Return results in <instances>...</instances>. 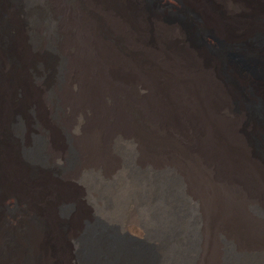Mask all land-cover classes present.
Returning a JSON list of instances; mask_svg holds the SVG:
<instances>
[{
  "label": "bare ground",
  "instance_id": "bare-ground-1",
  "mask_svg": "<svg viewBox=\"0 0 264 264\" xmlns=\"http://www.w3.org/2000/svg\"><path fill=\"white\" fill-rule=\"evenodd\" d=\"M23 1L26 15L0 1V134L18 115L19 142L32 148L36 136L44 162L65 167L31 175L19 145L0 143V201L15 193L43 222L30 227L31 264H77L82 223L95 220L149 248L94 228L77 241L86 264H264V157L247 140L261 138L264 151V126L244 103L259 98L264 115L262 61H253L259 80L226 64L229 84L221 58L191 47L180 24H163L142 0H51L60 32L41 0ZM177 2L228 46L264 33V0ZM243 53L264 58L260 47ZM14 255L1 249L0 264Z\"/></svg>",
  "mask_w": 264,
  "mask_h": 264
},
{
  "label": "rangeland",
  "instance_id": "rangeland-1",
  "mask_svg": "<svg viewBox=\"0 0 264 264\" xmlns=\"http://www.w3.org/2000/svg\"><path fill=\"white\" fill-rule=\"evenodd\" d=\"M6 1L10 4H12V2L16 3V5L20 6V9L23 12L25 10L24 12L25 15L28 14L29 8H27L24 5L25 1L23 0H6ZM65 1L67 0H61V2H65ZM142 1L145 5V9L149 11L151 14L157 15L163 24L165 25H171L176 23L180 24L186 34L185 37L186 42L187 43L189 42L188 44H190L191 47L204 49L207 55L221 58L223 64L219 69V71L227 83L231 84L233 83V81L226 72V64L233 65L235 68L236 65H238L241 72L244 73L245 71H248L251 74L250 76H252L255 80L261 79L262 75L260 74V70L253 64V61H255L254 59H258L259 61H262L264 66V58L253 56L251 55V53H249V55L244 53L241 54V51L247 50L249 48L254 49L255 47L264 48V33H255L252 36H250L245 41V43L242 42L228 46L221 39V37L217 33H215V31L213 32L212 30L205 28L200 29L197 23L198 17H196V14L186 9L184 6L178 5L179 3L177 2V0H142ZM41 2L43 5H45V7H47L48 16L50 17V21L53 25V29H55V31L57 30L59 31L58 28H61L60 26L63 21L62 12L58 9L59 5L55 4L51 0H41ZM20 4L25 7H22ZM3 11L4 13H6V9H4ZM6 16L7 18L11 17L8 12L6 13ZM43 31L44 30L41 29L40 33L46 34V32L44 33ZM45 49H49V48L47 47ZM46 58L48 59L50 58V56H47ZM32 67L35 68L36 70L39 68V67L37 68L35 64L32 65ZM38 74L39 77H41V73ZM244 90L241 89L240 91L242 92ZM244 103H246L245 105L247 109L246 111L248 118L250 120L254 119L257 122L259 121L264 126V115H261L262 106H263L262 101L259 98H256L251 103L250 102H244ZM10 125L8 126L7 132H3L2 136L0 134V138H2L0 139V143H2L3 141H7L8 143H12V144L16 143L17 145H19V147L17 148V154H19L22 163L27 166L28 171L30 172L31 175L32 173L34 174L37 170L39 169L42 170L45 168H49L51 172H60L61 167L63 166L56 164L57 166L51 167L52 164L50 165L45 163L43 158L40 156L39 151L36 150L37 147L39 146V140L36 136H33L31 138L33 143L32 148H27L19 142V138H20L19 132L21 131V119L19 118L18 115H13L12 122L10 123ZM247 140H249L252 147H254L255 151L260 156L264 157V151H262L263 149L261 147V141H259L261 140V138H257L254 135L251 136L248 135ZM67 154H68L67 161L70 162L73 157L71 149L67 148ZM17 198H18L17 195L15 193L14 194L12 193V194H7V196H5L3 200L0 201V215L2 216V220L5 219L3 220L4 227L1 228L0 230L1 232L0 250L3 249V251L10 252L11 254H14L15 252L14 255L15 264H31L32 263V260H30L31 256L33 255L35 256L38 254L35 248L33 250V247L27 246L28 245L27 241H29V238L31 237L30 227L33 229L39 228L41 224H43V222L40 220L38 216H35L32 213L27 212L23 202L21 200L20 201L17 200ZM69 204L70 203L60 204L59 206H57L56 209V216H58L57 218L59 219L57 225L59 230L61 231L60 235L62 231L65 229V222L68 215L67 212L71 209V207H69ZM94 228L98 230H102L105 233H108L107 235H110L113 239L119 241L121 244L130 247L134 251L135 250L141 252L143 251L146 254V250L149 248V246L140 243L134 237L131 238L130 236L119 235L115 230L107 228V226H105L103 223H101L98 220H95L90 224L86 222L82 223V231L80 230V234L78 235L79 238H77L78 244L81 238L82 237L85 238L86 236L91 234ZM2 233L5 235H3ZM77 241H76V248L75 249L73 248L74 250L72 252L73 255L72 261H75L77 264H86L82 257L83 254L81 253L80 248H78ZM24 242L26 245L24 244ZM44 243H45L44 240L38 239V244H44ZM23 245H25V250L23 249ZM72 246L74 247L73 243ZM224 251L226 254L225 258H227L228 252L227 250ZM16 253H17V258H16ZM227 260L228 261H226L225 259L226 264L230 263L228 258ZM90 262L92 264H112L111 262L103 263L101 260H99V258L91 259ZM254 264H263V263L257 260L256 262H254Z\"/></svg>",
  "mask_w": 264,
  "mask_h": 264
}]
</instances>
